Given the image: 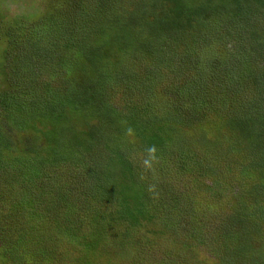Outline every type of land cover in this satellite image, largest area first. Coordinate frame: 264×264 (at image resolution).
Segmentation results:
<instances>
[{"label": "trees", "instance_id": "16d2710c", "mask_svg": "<svg viewBox=\"0 0 264 264\" xmlns=\"http://www.w3.org/2000/svg\"><path fill=\"white\" fill-rule=\"evenodd\" d=\"M88 1L91 7L85 6ZM71 2L74 8L65 10L66 0H54L52 7L61 4L62 11L47 12L25 28L34 48L23 63L36 77L25 80L11 73L12 83L0 89V210H7L0 212V222L7 212L8 219L21 222L13 243L3 247L5 255L12 264H41L45 257L50 260L44 264H101L104 255L117 259L114 248L120 247L147 258L153 254L157 264L165 243L167 254L183 251L187 264L204 259L194 253L188 262L192 250H205L207 260L217 264H246L255 236L264 249V0ZM259 12L260 20L255 19ZM36 14V20L42 18V12ZM252 20L260 25L254 27ZM213 31L226 33L230 46L246 50L227 66L232 76L226 81L210 76V70L216 71V59L205 55L213 51L211 45L194 56L197 39ZM123 45L125 56L113 60V51ZM141 50L152 56H142ZM107 54L110 58L103 59ZM246 54L249 64L241 58ZM56 60L62 70H55ZM163 66L177 70L172 85L167 86L173 77L157 80ZM206 86L227 108L212 120L215 133L223 136L211 139L200 130L191 146L184 134L189 108L161 114L150 94H165L168 101L197 97L194 104H202ZM127 87L129 92H119ZM116 92L137 102L120 106ZM207 118L205 111L197 115L192 127L199 129L197 123ZM131 133L143 139L142 148L161 165L145 170L135 163L136 148L126 142ZM222 146L246 156L242 168L252 169L257 178L249 189L243 181L235 189L223 185L234 171L226 156L219 158L225 176L208 178ZM200 147L204 157L196 155ZM171 153L179 159L175 176L169 169ZM182 165L184 174L179 173ZM197 167L201 173L192 178ZM229 203L233 215L228 211L224 221L207 222L215 207L219 216V204ZM44 212L49 213L41 216ZM158 224L163 234L156 231ZM145 226L157 239L143 236ZM148 242L155 246L145 251Z\"/></svg>", "mask_w": 264, "mask_h": 264}, {"label": "rangeland", "instance_id": "374dc122", "mask_svg": "<svg viewBox=\"0 0 264 264\" xmlns=\"http://www.w3.org/2000/svg\"><path fill=\"white\" fill-rule=\"evenodd\" d=\"M53 1L54 0H4V1H2L3 3L0 2V89L7 88L8 83H12L13 79L11 77V73H13L16 76L18 75L19 79L23 78L25 80H27L29 77H33V78L36 77L33 75L32 69L27 67L28 65L25 66V64L23 63V60L26 57L28 58V54L31 52V49L34 48V45L31 44L27 40L28 33L26 32L25 28L29 25L33 26V25L41 22L43 20V18L45 17L47 12H53L54 13V11H57V12L62 11L61 4L60 5L56 4L52 7ZM66 1H67V3H65V4L63 3L65 10H67L68 8H74V6H71V4H72L71 0H66ZM113 1H116V0H113ZM85 6L91 7V3L88 1L85 3ZM38 12H42V16H41L42 18L39 20H36V19H38L36 13H38ZM58 14H60V13H58ZM258 14H260V15L255 16V19L258 17V20H260V16L262 17L263 14L261 12H259ZM214 17L217 19L220 18L218 15L214 16ZM213 21H214V23L220 22L219 20H213ZM92 22L93 21H91V23ZM252 22L255 23L254 27H257L260 25V24H257L256 21L252 20ZM46 25H48V22L46 23ZM12 27H18L20 29V32H18L19 30H16ZM10 28H12V29H10ZM214 31L216 32V30H214ZM214 31H213L211 37L206 36L200 41L197 39L198 44L195 45L196 50L194 52V56L197 57L199 55V52L203 53L201 48L204 45H211L213 47V51L207 50L205 55L211 56L210 57L211 60H212V57H214L216 59L214 62L216 64V66H215L216 71L214 72L213 69L210 70V72H211L210 76L214 77L216 79L220 78L221 80L223 79L224 81H226V80H229L232 76V74L230 73L231 68L228 69L227 66H229L231 63L236 61V58H238L239 53L246 52V50H244V49L240 50L238 47L234 48L233 46H230L227 43V41H228L227 36L228 35L226 33H215ZM208 33H210V32H208ZM32 35H35V34L32 33L29 36H32ZM139 41H142V40L139 39ZM78 46H79V43L76 47H78ZM215 47H217V49L214 50ZM125 50H126V45H123V48L119 51L114 50L112 55H111L112 59L116 60V59L121 58L122 56H125V54H124ZM31 53H33V52H31ZM36 53H37V50L35 48V54ZM141 54H142V56H146L147 58H150L152 56V53L148 50H141ZM109 58L110 57H108V54H107L106 56H104L103 59H109ZM241 58H243V60L247 64H249V62L251 63V59H250L249 54L243 55ZM132 61H134V60L131 59V62ZM34 62H35V56L33 57V62L31 64H33L36 67ZM128 62H129V60H127V63ZM123 64H126V63H123ZM52 65L55 66V70L56 69L62 70L57 60ZM129 67L133 68L132 65H129ZM176 72H177V70L173 66H168L166 68L163 66V69H161V73L157 75V80L163 81V79L166 76L173 77V74H175ZM62 73H67V72H65V70H63ZM50 75H49V73L47 74V76H49V77H50ZM191 75H193V74H191ZM211 77H208V78H211ZM154 79H156L155 76H154ZM173 79H174V77L172 79L169 78V82H168L167 86L171 84V80H173ZM161 83L164 84L163 82H161ZM250 84L254 87L259 86V83H256L254 80H252V82H250ZM204 91H206V93L208 95H205V101H203L202 104H200V103L194 104L195 100L198 101L199 99H196L197 97L195 99H191V96L176 97V98L172 96L170 98H173V100L168 101L167 96L165 94H164L165 96L161 95V97H159L155 91L150 94V97H151L150 99L154 100V101L156 100L155 102L157 103V107H158V109H160L161 114H164V111H167V110L170 113H173L174 110H178V111L185 113L186 109L189 108L188 112H187V117L189 118V120L187 121V126L184 128V130H185L184 134L186 136H188V139L191 143L195 139L194 135H197V136L200 135V130H201V133L204 132L206 135L208 134L211 139H215L214 135L216 136V138H219V136H223V135H218L215 133L216 129L214 127V123H212V120H216L219 118L220 114L218 112L220 109L227 110V108H226L224 103L220 102L217 98H215V96L213 95V91L210 88H208V86H206L204 88ZM119 92H121L123 94L129 92L128 87L126 89H123V88L120 89ZM119 92H116L115 96L117 99V104H119L120 106H123V103L125 104V106H127V105H131V104H134L135 102H137L135 97L124 96L123 94H120ZM120 97H122V98L120 99ZM205 104H209V108L205 109ZM138 108L140 109V107H138ZM193 110H194V113H196V114L192 113ZM204 111L208 113L209 119L207 118V120H205L203 122L202 121L198 122L197 124L201 125L199 127V129H197L196 127H192L193 119L196 118L197 115L203 116ZM137 112H139V114L141 113L139 110H137ZM72 119H74V117ZM210 119H211V122H209ZM224 132H226V131H224ZM142 140H141L140 136H138L137 134L134 135L132 133L129 134L126 138V142H128V144L132 148H136L137 152L135 153V159H136L135 163L141 169H145V170L149 169L150 167L154 168L156 166L157 162L159 163L158 165H161L160 163L162 161L160 159L155 157L153 155V153H151L150 151H145V149L142 148ZM43 143H44V140H43ZM193 145L194 144L191 143V146H193ZM200 149L196 150V155H198L200 157H204V155L206 153L205 148L200 147ZM173 150H172V152H173ZM218 151H219V149H218ZM221 156L229 157L230 160L232 161L231 163L233 164V165H231L232 169H234V171L231 174H228L224 178L223 185L226 182L227 184H229V186H232V188L235 189L243 181V187L246 189H249L250 186L253 184V182L257 180V178L253 175L252 169L242 168V165L246 163V160H247L246 156L242 153H239V154L233 153L229 147L227 148V147L222 146V148L220 149V152L214 158L213 174L208 178L211 181H213L216 179L220 180L225 176L224 165L221 164V162L219 161V158ZM169 160L171 161V165L169 167V169L171 171V175L175 176L174 173L176 171H174L175 170L174 166H175L176 162H179L178 161L179 159H177L176 157H173L172 153H171V155L169 156ZM247 165H248V162H247ZM182 166L184 167V165H182ZM169 169H168V171H169ZM185 169L186 168L184 167L183 170H179V173L181 172V174H184ZM199 169L200 168H198V167L195 169L196 171H195L192 178H194L197 175H200L201 171ZM202 195H205V193L202 192ZM8 200H9V197H8ZM0 209H1V206H0ZM218 209L221 212V214H219V216L217 215V212H215V211H217V207H215L213 212L207 214V218H208L207 222H219V220L224 221V219H222V218H224L226 216L228 211H229V214H232L233 211H235V207L231 203H229L227 205L219 204ZM222 209L226 213L223 214ZM39 210H42V209H39ZM39 210H37V212L40 214ZM201 210H203V209H201ZM6 211L7 210L2 212V210H0L2 215H4V212H6ZM48 213L49 212H44L41 216H46V214H48ZM7 214H8L7 218L2 216L1 217L2 222H0V264H12L11 258L9 257V255H5L6 252H5V249H3V247L6 244L9 245V244L13 243L14 232L17 229V226L21 227L19 225V223H21V222H15V221H12L11 219H8L10 217V213L7 212ZM219 218H221V219H219ZM236 218L239 220L238 217H236ZM86 219H88V217H84V220H86ZM66 220L67 219H64V222H67ZM38 221L39 222H37V224L42 223L40 219ZM15 223H17V224H15ZM38 226H40V225H38ZM147 226H150V225H147ZM147 226H145L143 236H147L148 241H150V240L152 241L153 237L157 239L155 234H153L152 232H149V233L147 232V230H148ZM157 227L158 228L156 229V231H158V233L163 234L164 231H163L162 225L158 224ZM150 228H151V230H150ZM150 228H149V231H152L155 229L154 227H151V226H150ZM137 229L142 230V225L138 226ZM217 231L219 232V229ZM233 231H234V229H233ZM145 232H146V234H145ZM253 236H255V235H253ZM188 238H189V234L187 235L184 243L187 242ZM141 240L145 241V240H143V238H141ZM254 240H255V245H253V248L255 250L252 251V248H251L250 252L246 253L245 256H246L247 260H249V261H245V262H246V264H250V263L254 264L252 259H255V262H258V264H264V249L260 248L261 246L259 245V243L260 244H262V243L259 242V240L256 238V236H255ZM4 241H6V242H4ZM157 241L158 240H156V243H157ZM150 243H153V244L151 245ZM150 243L149 242L147 243L148 246H146L144 248L145 251H147V250L151 249V247L155 246L154 242H150ZM190 243L192 245L191 241H190ZM163 245L165 248V249L163 248L164 253L160 259V263H157V264H161L162 260L167 261L169 259H171V261L173 260L176 262L173 264H187L186 262H184L185 258L182 259V257L184 256V254H182L183 251L179 250L178 253L167 254L170 252L166 253V249H167L166 244L164 243ZM167 245H168V243H167ZM169 246L172 247V243L169 244ZM118 248H119V250H118ZM114 249L116 250L115 252L118 253V258L117 259L107 258L106 255H104L100 259L101 264H102V262L104 264H116L117 262H119V263L122 262V264H153L157 260V259H152L153 254H151V257L147 258L143 255L140 256L139 252H137V254L135 255L132 250H126V253H127L126 254V253H124L125 250L123 248L120 250V247H115ZM3 250H4V253H3ZM63 250H66V249H64V248L58 249V251H63ZM190 252H192V253L188 254L189 257L186 258L188 262H189L188 258H194V256H192V255L194 253H198L199 256L203 255L201 257L204 258L205 260L200 259L199 263H196V264H217L215 261L207 260V253L205 252V250L204 251L192 250ZM128 253H129V255H128ZM249 253H250L252 259L248 258ZM121 254H123V255H121ZM18 256L20 259L21 253H19ZM49 260H50V258L47 260V257L41 258L39 260V263L44 264L45 262H48Z\"/></svg>", "mask_w": 264, "mask_h": 264}]
</instances>
